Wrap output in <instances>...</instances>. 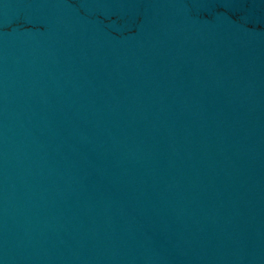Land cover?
<instances>
[{
	"label": "water",
	"instance_id": "obj_1",
	"mask_svg": "<svg viewBox=\"0 0 264 264\" xmlns=\"http://www.w3.org/2000/svg\"><path fill=\"white\" fill-rule=\"evenodd\" d=\"M0 264H264V0H0Z\"/></svg>",
	"mask_w": 264,
	"mask_h": 264
}]
</instances>
